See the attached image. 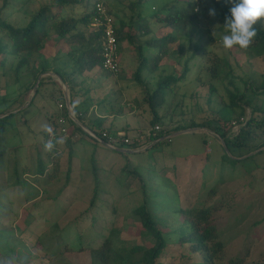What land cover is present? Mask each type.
<instances>
[{"label": "rangeland", "instance_id": "rangeland-1", "mask_svg": "<svg viewBox=\"0 0 264 264\" xmlns=\"http://www.w3.org/2000/svg\"><path fill=\"white\" fill-rule=\"evenodd\" d=\"M54 1L0 0V18L14 26L24 27L40 7ZM113 1L116 2V6L118 5L114 17H117L118 21L126 22L127 27L130 24L129 31L135 34V37H133V45L127 41L120 46L119 74L113 76L102 72L99 67L92 73L95 77H92L91 81H94L95 88L115 89H112L110 96L104 99L111 100L109 108L115 111L120 107L125 109L134 96L140 95L142 98L144 96L141 89L143 87L134 79L139 64L134 44L144 46L146 40L160 38L170 33L177 39L168 45L166 49L168 53L160 63L159 69L155 72L146 70L142 74V79L148 88L153 90L161 76L181 75L186 62L193 56L196 58L189 64L193 67L192 73L172 87L174 91L169 92L170 103L160 109L163 113L165 110L168 114H171V111L174 113L171 116L172 120L165 123V127L173 129L178 124L189 127L192 123H201L210 110L214 113L218 112L226 122L236 121L240 109L229 108L231 101L229 91L239 96L245 94L253 98L252 106L264 110V95L261 96L264 83V57H256L238 46L230 50L223 48L222 37L229 34L224 26L225 18L230 16L224 15L212 0H143L140 8L133 6L137 0ZM193 1L199 6V10L194 11L197 19L192 25L180 31L168 27L167 23L163 22L170 9L187 10ZM218 2L226 7L231 15L230 8L233 5L227 0H218ZM106 5H109L107 0ZM210 9H215L214 17L209 15ZM86 10L85 5H78L73 11L66 10L65 14L78 17ZM139 13L143 19H139L137 16ZM156 13L160 15L155 17ZM130 15L131 18H128ZM142 26L143 28H140ZM148 29L150 33H144ZM0 39L10 47V40L1 31ZM44 47L40 50L42 53L39 51L33 54H20L18 57L9 55L5 67L0 68V113L7 111L16 100V105L19 106L32 100L35 96L33 85L36 83L37 72H40L42 66L45 65L44 67L49 71L54 65L53 58L60 55L65 57L77 48L57 43V38L53 36L45 40ZM144 50L146 55L153 57L158 48H144ZM25 56H29L30 67L28 69L24 67L16 75L15 68ZM220 58H226L230 64L232 83L229 79L215 80L210 77L209 66L218 63ZM88 76L78 79L79 82H86ZM52 78L57 80L54 75ZM39 80L45 83L39 85ZM49 81V74L39 77L35 84V86L38 84L37 95L32 105L20 111L18 115H12L5 132L0 137L2 152L0 264H96L90 256L91 250L98 248L115 227L120 230L119 242L122 243L117 247L124 245L130 248L136 244L151 247L154 240L142 234V228L131 214V211L143 202L144 196L141 183L132 176L121 173V169L126 164L140 172L147 180L146 192L152 213L156 214L160 222L169 221L173 228L184 220L180 210L197 205L210 207L215 204L213 199L210 201L208 199L213 197L219 184L231 173V171L225 173L226 166L222 159L223 155L227 154L229 157L231 155L222 149L223 145L215 133L206 129H189L193 134L175 136L170 143L162 147L151 149L147 153L131 155L128 159L117 152L102 148V151L107 152L109 156L107 161H100L99 149L96 148L97 165L106 162L104 167H109V171L99 173L104 182L105 192L102 193L96 207L83 213L88 208L93 193L91 158L95 143L83 138L77 143L80 156L73 159L69 157V146L66 144L70 138L63 137L64 143L55 147L63 154L61 174L58 179L48 182L46 175L54 168L53 153L44 149L47 140L44 142L42 133L45 136L46 133L44 131L41 133L42 125L48 123L52 114L64 118L67 129L70 124L68 109L64 107L65 101L63 102L61 98V102L57 104L50 96L46 97L58 88L57 84ZM211 82L217 88V93L212 100L213 103L209 104ZM58 84L63 91L67 88L59 80ZM251 89L256 94L251 93ZM239 103L245 109L244 121L249 120L253 107L251 109L242 101ZM59 105L64 108H60ZM146 105L143 104L145 108L143 112L148 115ZM71 112L75 115L73 108ZM58 117L56 120L53 119L55 121L52 120V123H55L53 129L56 133L61 130V127H57V123L58 126L61 125ZM149 117L152 118L150 112ZM151 128L152 125L147 119L139 121L138 135L147 134ZM237 131L238 129L232 130L233 134ZM76 142L77 140L73 138L70 145H75ZM39 144L40 146L37 147ZM144 144V151L150 149L148 146L151 143L145 141ZM38 155L45 161L48 171L40 178L36 175ZM199 165H201L200 169ZM235 169L242 173L240 182L243 181L244 176L246 177L245 180L250 185L249 190L255 191V197L264 195V152L254 153ZM233 190L236 192L237 189ZM240 193L238 192V197ZM234 210H236L233 212L234 216L229 215V219L220 216L216 220L219 226L218 234L225 245L219 264L244 257L247 259L244 264H264L262 261L264 220L251 230L249 229L251 222L247 219L251 211L250 206L245 207L242 212H239L237 207ZM170 230L171 227L166 228L167 232ZM166 239L169 245L166 253L159 260L160 264H201L200 253H193L187 245H181L178 238L172 234L167 235ZM28 259L30 260L27 261Z\"/></svg>", "mask_w": 264, "mask_h": 264}, {"label": "trees", "instance_id": "trees-1", "mask_svg": "<svg viewBox=\"0 0 264 264\" xmlns=\"http://www.w3.org/2000/svg\"><path fill=\"white\" fill-rule=\"evenodd\" d=\"M216 6L220 7L223 11V14L230 16L226 7L222 6L218 0H212ZM229 1V0H227ZM100 2H103L106 5L105 0H55L53 3L46 4L39 8V10L31 17L28 24L24 27L14 26L10 23L3 21L0 18V31L5 34L11 42L9 47L8 44L3 42L0 39V68L5 67L9 55L18 57L20 54H33L38 53L45 46V40L49 37H56L57 43H63L64 45L71 47L76 46V50L69 52L65 57L72 61L73 72L72 76L83 75L86 71H92L96 67L102 69V57H101V32L91 29V26L97 18L98 14L96 11V5ZM143 4V0H137L133 3V6L140 8ZM85 5L86 11L81 16L75 17L74 15H66L65 11H73L75 6ZM107 7V5H106ZM190 8L187 10H175L170 9L166 17L163 19L167 23L168 27L173 28L174 30L183 31L188 26L192 25L197 19V14L194 12L196 5L193 2L190 3ZM164 11V10H163ZM160 13H156L155 17H158ZM139 19H143L140 16V13L137 14ZM161 20V19H160ZM130 28L131 25L128 24ZM127 27L126 22L120 21L116 23V38L119 44V54L120 46L123 42L129 41L133 45V35L129 28ZM149 27V26H148ZM256 29V36L247 49L248 51L255 55L256 57H264V18L258 20L254 25ZM141 28V27H140ZM147 28V27H146ZM146 34L150 33L148 29ZM177 37H174L173 34H166L160 38H150L146 40L144 46L142 44L135 45V50L139 58V64L134 74L135 81L142 86V92L144 95L143 104H147L149 111L152 115L150 124L152 129L159 125L162 130L157 134V136L146 137L147 143L153 144V142L160 140L163 137L169 136L173 133L179 131H186L189 129H206L209 132L215 133L219 141L221 142L222 149L231 155L230 157L226 154L223 155V162L231 166H235L244 160L249 159L252 153H263L264 152V110L261 108H255L253 105V98L243 94L239 96L237 93L229 91L230 94V105L229 108L240 109V114L236 119V122H239L241 125L238 128V131L233 134L234 130L232 122L224 121L217 113L210 112L206 113V116L203 117L201 123H192L189 127L182 126L178 124L173 129L165 127L166 119L172 120L171 116L174 113L168 114L165 110L163 115H160V109L168 106L169 102V92H173V86L177 85L182 80L188 77V74L192 73L193 67L189 64L196 58L193 56L188 60L184 66L183 73L179 76L177 75H168L161 76L156 82V87L148 88L144 79H142V74L149 70L150 72H155L159 69L160 63L167 55L168 51L166 50L170 43H173ZM239 47V46H238ZM144 48H158V51L153 57L146 55ZM75 53V54H74ZM78 54L77 56H75ZM75 56V57H74ZM218 63L209 66L208 72L212 79H232V71L230 64L226 58H220L217 61ZM30 65L29 56H25L20 59L18 62L15 73L18 75L21 70ZM42 66L40 72H37L36 83L39 77L48 72L47 68ZM35 72V71H33ZM102 72L111 74L102 69ZM63 83L68 88L72 85L68 83L73 82L72 79L67 80L60 73L55 72ZM114 76V74H111ZM232 83V80L230 81ZM35 83V84H36ZM43 80L39 81V85L44 84ZM33 85V88L35 87ZM209 88V104L213 103V98L217 93V88L212 84ZM251 93L256 94L254 90L251 89ZM37 94V91H36ZM35 94V96H36ZM264 95V83L261 91V96ZM35 96L32 98L31 104L33 103ZM76 91L71 90V105L74 110L75 116L77 119L91 132L96 134L98 137L102 138L103 132L107 130L103 128V120L97 118L94 121H87L84 118L83 112L80 111V106L75 101ZM64 102V97H61ZM174 99V98H173ZM244 102V105L248 107H253L252 116L249 120L241 123L240 120L243 118L245 109L240 105L239 102ZM170 105V104H169ZM178 105V104H177ZM243 105V106H244ZM227 106V107H228ZM226 107V106H225ZM10 111V110H9ZM4 113H1L3 115ZM209 114V116H208ZM10 114L6 117L0 119V137L6 130L7 120L12 116ZM211 117V119L209 118ZM59 118V117H58ZM69 119V118H68ZM68 133L69 140L66 144L69 146V153L71 154V149L74 144L70 145L71 140L74 138L77 140L76 143L81 142L83 138H88L92 140L95 145L99 143L88 136L78 125H76L72 120L69 119ZM161 124H164L161 125ZM57 127H62L61 125ZM56 131V130H55ZM110 132V131H109ZM112 134H117L113 133ZM46 138L48 135L46 134ZM172 139V138H171ZM165 140L163 142H158L154 144L150 149L153 150L163 145L170 143V140ZM105 144L107 143L106 139L102 140ZM75 142V141H74ZM103 143V144H104ZM259 143V144H258ZM145 145V144H144ZM139 141H134L130 145L121 144L118 149H127L132 151H138L143 146ZM112 150V149H111ZM147 150V151H148ZM121 154L119 151L114 150ZM50 153L52 155V164L54 168L52 172L48 173L47 168L44 167L41 157L38 158V175L47 176L48 182H52L61 174V160L62 153L57 151V148H54ZM2 152L0 151V157ZM243 156H249L245 159H239ZM253 156V155H252ZM128 159V156H124ZM91 172L93 176V193L89 201L88 208L83 212L87 213L94 207L100 200L103 190V180L100 177L99 170L100 167L96 163L95 155H92L91 158ZM70 171V170H69ZM121 173L127 174L129 177L132 176L133 179L138 180L142 185L143 192V202L135 207L131 212L132 216L136 218L138 225L142 228V234L145 237H149L154 240V244L151 247H146L144 245L136 244L130 248L121 245L117 247L119 242L120 230L116 227L113 228L110 232V235L105 237L98 248H93L90 252L92 261L96 264H160L159 260L162 258L163 254L166 253L168 247V241L166 239L167 235H174L178 238L181 245H187L193 253H200L202 255L201 264H219V261L222 259V255L225 249L224 243L221 241V237L218 234V225L216 222V214L224 204L221 203V200L218 203L213 204L210 207L206 205H197L196 207L186 208L180 210L181 217L183 221L178 222L173 228L172 224L170 225L169 221L161 220L158 221L156 214L152 213L153 210L149 206V196L146 192L147 180L145 177L138 172L136 169H133L129 164H126L122 169ZM69 177V176H68ZM102 187V188H101ZM217 190L213 194V197L208 199L212 200L216 196ZM82 213V214H83ZM3 215V214H1ZM171 227L170 231H166V228ZM118 241V243H117ZM28 259L27 261H29ZM247 259H235L228 260L225 264H244Z\"/></svg>", "mask_w": 264, "mask_h": 264}, {"label": "crops", "instance_id": "crops-1", "mask_svg": "<svg viewBox=\"0 0 264 264\" xmlns=\"http://www.w3.org/2000/svg\"><path fill=\"white\" fill-rule=\"evenodd\" d=\"M107 1H109V5H107V8H108L110 14L113 16L115 22L118 24L120 22V21H118L119 19H117V17H114V15H116L115 9L118 8V5L116 6V2L113 0H111V2H110V0H107ZM113 3H114V5H113ZM128 18H131V15ZM141 28H143V26ZM40 53H42V52L40 51ZM63 57L60 55V56H57V58H53V62H54L53 64L54 65L49 68V71L47 73L43 74V75L49 74V77H50L49 82H54L55 84L58 85V88H55V90L53 92H51L49 95H47L46 97L50 96V98L54 99L57 104H59L61 102V97H64V91L61 90V88H60L61 86H60V84H58V80H59L58 77L59 76L57 77L56 76L57 74H55V72H58L62 76L67 78L68 81H69V79L73 80V82L70 81L71 83H68V84H69V86L71 84L72 85L71 87H75V88H68L67 87L66 89L69 91L70 98H71V90L73 89L74 91H76L75 101L80 106L79 108H80L81 113L86 111V113L83 115L85 120L94 121L97 118L103 120V128L102 129H105L107 131L110 130V132H113V133L127 132L130 135H132V134L136 135V134H138L137 124L139 123V121H143V120L147 119V121L149 122L151 120L149 117L150 111H149L148 105H146L148 108L147 112L149 111L148 115L145 112H143V111H145V108L143 106L144 96H143V98L140 95L134 96V98L132 100L133 102L131 101L130 104H128L127 108L124 109V108L120 107L119 110L115 111L112 108H109L111 105V103H110L111 100H104L110 96L111 90L112 89L115 90V89L114 88H95L96 86L93 84L94 81H91V79L93 80V78L95 77V76H92L93 75L92 73L97 69V67L92 71L84 72L83 75L72 76V72H73L72 61H70L68 58L64 59L65 57L64 58ZM69 61L71 63H69ZM67 63H69L70 65ZM50 72H52V73H50ZM43 75H41V77ZM52 75H54V77H56L57 80L52 78ZM70 76H72V77H70ZM83 76L84 77L88 76L89 81L87 79L86 82H83V81L79 82L78 79H81ZM68 77H70V78L68 79ZM49 82H47V83H49ZM119 89H120V91H123L122 88H119ZM100 94H101V96H100ZM142 95H143V93H142ZM2 97H5V96H2ZM16 101H14L12 103V105L7 108V111H5L3 115H1V113H0V119L8 116L10 114L18 115L20 111H24L32 105L31 99L29 100V102H27V104H25L23 106L16 105ZM64 101H65V99H64ZM99 104H100V106H99ZM105 105H108V107H105ZM159 112H160V115H163L162 111H159ZM57 117H58V115L52 114L49 117L47 124L53 128L55 123L53 124L52 120L53 119L56 120ZM8 120H7V123H8ZM55 120H53V121H55ZM166 120L168 122V120H170V119L168 118ZM7 123H6V125H7ZM42 132H43V130L41 131V133ZM179 132H181V131H179ZM179 132L171 134L172 138L175 136H181V135H185V134H193L192 132L185 133V134H178ZM199 135H201V134H199ZM42 136L45 138L44 142L46 140H48V139H46V136L43 135V133H42ZM215 136L217 137V135H215ZM146 140H147L146 134L142 135L141 138L136 139V141H139L143 145H144V142ZM39 146H40V144L37 147H39ZM149 146H151V145H149ZM37 147H36V149H37ZM94 147H95V150L93 151V154L94 155L96 154V148H98L99 149V152H98L99 160L100 161L101 160L107 161L109 154H107V152H103L102 148H107L109 150H111V149L109 147H107L106 145H104L103 143L99 144L97 146H95V144H94ZM143 147L145 148V145ZM143 147L141 149H139L138 151L134 150V151L129 152V153H121V155L128 156L127 158H129L131 155L147 153L149 150L144 151ZM141 150H143V151H141ZM111 151H114V150H111ZM79 154H80L79 148H78V145L76 143L75 145H73V147L71 149V154L69 153V157L76 159V156H78V157L80 156ZM252 155H254V153H252L250 156H252ZM247 157H249V156H243V157H240L239 159H245ZM38 158H39V155H38ZM38 158H37V162H38ZM62 159H63V156H62ZM247 160H244L243 162H240L235 166H231V165L225 163V166H226L225 167V173L228 174L229 171H231L232 174L229 173L228 177L225 178L224 180H222V182L219 184L220 186L218 187L216 196L213 198V200H214V203H218L222 199L221 203L224 204V207H222L220 209V211H218V213L216 214V219H218V217H220V216H222L221 218L225 217L226 219H229L230 218L229 215L234 216L233 212H236V210H234L236 207L238 208L239 212H242L245 207L250 206L251 211H250V214L248 215L247 219H248V221L251 222V226L249 229L254 230L257 226V223L264 220V199H263L264 195L263 196L258 195L257 197H255L256 193L254 190H251V191L249 190L250 185H249V182L245 180L246 179L245 176L243 177L244 178L243 181H245V182H243V181L240 182V180H242L241 179L242 173L237 172L239 170V167H238V170L235 169V167L239 166L240 164L244 163ZM42 162H43L44 167H46L45 166L46 163H45V161H43V159H42ZM202 162H203V160H202ZM200 163H201V159H200ZM105 165H106V162L103 164H100L99 173H103L104 171H109V167L108 166L104 167ZM200 166L201 165H199V167H198L199 169H200ZM87 167L90 170V165H88ZM36 175L38 178H40V176L38 175V166H37V170H36ZM240 187H242V188L240 189ZM233 189H235V190L237 189L236 192ZM238 192H241L240 197L237 196V195H239ZM223 214H224V216H223ZM218 228H219V226H218ZM262 261H264V258Z\"/></svg>", "mask_w": 264, "mask_h": 264}, {"label": "built area", "instance_id": "built-area-1", "mask_svg": "<svg viewBox=\"0 0 264 264\" xmlns=\"http://www.w3.org/2000/svg\"><path fill=\"white\" fill-rule=\"evenodd\" d=\"M199 10V6H196L195 11ZM97 11V18H95L91 29L95 31L101 32V57H102V69L110 72L111 74L117 75L121 72V62H120V54H119V44L116 38L115 30H116V22L113 16L110 14L108 8L103 2H100L96 5ZM62 108V105H59ZM66 107V103L64 105ZM63 107V108H64ZM241 123H244V119L240 120ZM59 123L61 124V130L59 133H56V137H68V129L65 125V119L59 118ZM241 124L239 122H232V126L235 129H238ZM162 130L161 126L157 125L153 129L151 128L150 131L146 134V137H155L157 134ZM84 131V130H83ZM85 132V131H84ZM88 136L93 140L104 143L102 140L106 139L107 143L105 144L112 150H117L119 145L125 144L130 145L132 144L137 138H141L142 135H130L127 132H119L117 134H112L109 131L103 132L102 138L98 137L91 131H86Z\"/></svg>", "mask_w": 264, "mask_h": 264}, {"label": "clouds", "instance_id": "clouds-1", "mask_svg": "<svg viewBox=\"0 0 264 264\" xmlns=\"http://www.w3.org/2000/svg\"><path fill=\"white\" fill-rule=\"evenodd\" d=\"M229 3L233 6L230 8V17L225 18L224 26L229 34L222 37L223 48L230 50L239 46L241 49H247L256 36L254 25L264 18V0H229ZM209 15L214 17L215 9H210ZM42 130L49 137L44 143L45 151L51 152L57 145L64 143V138L56 137L50 125H42Z\"/></svg>", "mask_w": 264, "mask_h": 264}, {"label": "water", "instance_id": "water-1", "mask_svg": "<svg viewBox=\"0 0 264 264\" xmlns=\"http://www.w3.org/2000/svg\"><path fill=\"white\" fill-rule=\"evenodd\" d=\"M58 77V75H56ZM59 78V77H58ZM40 81V80H39ZM59 81L61 82V84L65 87V84L63 83V81L59 78ZM38 85V84H37ZM37 85L34 87L33 89V92H34V95L37 91ZM64 98H65V103H66V107L68 109V112H69V117L70 119L76 124L78 125L82 130H84L85 132L86 131H90L88 128H86L78 119L77 117L71 112L72 111V105H71V99H70V94H69V91L64 88ZM190 130H186V131H181L179 132L178 134H185V133H189ZM172 138V135H169V136H166V137H163L161 138L160 140H157L155 142H153V144H151V146H149L150 148L158 143V142H163L165 140H168V139H171ZM117 151H119L120 153H129L131 151H128V150H125V149H117Z\"/></svg>", "mask_w": 264, "mask_h": 264}]
</instances>
